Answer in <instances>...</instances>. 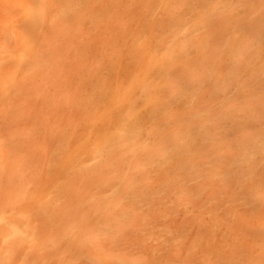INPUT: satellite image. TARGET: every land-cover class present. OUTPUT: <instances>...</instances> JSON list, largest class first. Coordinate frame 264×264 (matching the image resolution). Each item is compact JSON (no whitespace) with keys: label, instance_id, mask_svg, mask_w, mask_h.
<instances>
[{"label":"bare ground","instance_id":"6f19581e","mask_svg":"<svg viewBox=\"0 0 264 264\" xmlns=\"http://www.w3.org/2000/svg\"><path fill=\"white\" fill-rule=\"evenodd\" d=\"M136 1L0 0V264H194L214 247L262 263L231 222L264 201L263 182L245 189L264 164V0H156L167 36ZM176 109L173 148H147L143 122ZM205 181L236 192L199 206Z\"/></svg>","mask_w":264,"mask_h":264},{"label":"rangeland","instance_id":"374dc122","mask_svg":"<svg viewBox=\"0 0 264 264\" xmlns=\"http://www.w3.org/2000/svg\"><path fill=\"white\" fill-rule=\"evenodd\" d=\"M144 1H149V0H142L141 1V3H140V1H138V5H139V3H140V8L139 9H141V6L143 5L142 3L144 2ZM151 2H153L154 0H150ZM170 1V0H169ZM151 2L149 3V4H151ZM155 2H156V0L151 4V5H149L148 7V17H149V19H150V24L152 25H154V30L156 29V31H158L157 29L158 28H160V30H162L163 28H162V26H160L161 24H162V22L163 23H165V20H167V21H169L170 20V18H169V16L165 13V11H166V8L167 7H165L164 8V6L163 5H160L159 3H156L155 4ZM136 3V5H137V1L136 2H134V4ZM138 5L136 6V7H138ZM156 6V5H158V6H156V8L154 7V6ZM165 6H167V5H165ZM135 5L133 6V8H134V10H135ZM153 7V8H152ZM152 8V9H151ZM164 8V9H163ZM137 9V11H135L133 14V17H135V16H140V14H141V10H139L138 8H136ZM150 9V10H149ZM155 9V10H154ZM165 10V11H163V10ZM133 10V11H134ZM161 10L163 11V13L162 14H164V15H167L166 17H165V19H163L164 18V15L162 16V14L160 13L161 12ZM154 11H156V12H154ZM139 12V13H138ZM150 13V14H149ZM162 17H161V16ZM153 16V17H152ZM141 17V16H140ZM140 17H135V19L137 18L138 20L136 21V23H138L139 21L141 22V18ZM152 17V18H151ZM154 18V23H153V21H152V19ZM157 18H159V19H161L160 20V23H158V21H159V19H157ZM167 18V19H166ZM134 19V20H135ZM164 20V21H163ZM157 21V22H156ZM167 21H166V23H167ZM148 22H149V20H148ZM170 22V21H169ZM169 22L166 24V25H169ZM159 24V27H158V25H156L158 28H156L155 27V24ZM171 24V23H170ZM138 25V24H137ZM137 25H135V27L137 26ZM149 25V24H148ZM170 26V25H169ZM163 27H164V29L166 28H168L167 30H169V32L167 31V33H166V31H165V35L162 33V32H164V31H162L161 33H159V32H156V31H154L155 32V34L156 35H159L160 34V36H167V35H169V33H170V28L168 27V26H165V24H163ZM137 28V27H136ZM135 28V29H136ZM159 30V31H160ZM163 34V35H162ZM167 34V35H166ZM251 36V35H250ZM158 37V36H157ZM249 37V36H248ZM252 37V36H251ZM156 44V43H155ZM156 46V45H155ZM194 62V64H196V65H200L201 64V60H199V59H196V60H194L193 61ZM203 63V62H202ZM227 71V70H226ZM226 71H224V73H226ZM246 73H247V71H246ZM184 75V74H183ZM182 79L186 82L187 81V78H183L182 77ZM219 100L221 99V97L220 98H218ZM204 102V103H203ZM209 97H206V99L205 100H203V101H201V103H200V105H199V107H200V109H202V110H204V109H207L208 107H209ZM205 107H204V106ZM179 119H181V112H179L177 109L176 110H174V112H173V118H172V120H168L167 118H165V116L164 117H161V118H159V124H158V128H156V129H152L151 128V126H149V125H145L144 123L145 122H143V124L142 125H144V127L142 126V128H143V130H144V132H145V137H146V147L147 148H150V149H155V148H157L158 146H159V144H160V141H166V145L168 146V148H173V143H172V141H171V138H170V133L173 131V130H175L176 128H177V126L179 125ZM146 126H147V128H146ZM149 127V128H148ZM157 131V132H156ZM260 131H258L257 130V126H256V123H253V122H251V123H248V128H247V134L245 135V139L246 140H248V141H250L252 138H254L255 137V135H257L258 133H259ZM156 141V142H155ZM228 143H229V145H230V149H231V151L229 150V154L226 156V162H225V164L223 165V167H222V171L224 172V170H226V167L228 166H231V161H233V158H235V156H234V154H238L239 153V147H238V141H237V137L234 135V133H233V131L232 132H230L229 134H228ZM213 154V155H212ZM212 154H209L208 155V158H210V160H212L213 159V156H214V153H212ZM144 156V158L143 159H146V157L148 156H145V154H143ZM211 155H212V158H211ZM259 161V165L260 166H255L256 168H255V170H254V175H253V177L251 178V179H249L248 181H247V184H246V190H247V193L249 192V190H250V192L251 193H253V194H255L256 192L257 193H259L260 191L259 190H256V189H259V187L257 188V186H260L259 185V183L260 182H263V184H264V179H263V174H264V164H262L261 162H260V160H258ZM258 163V162H257ZM200 164V165H199ZM203 163L201 162V163H198V165L200 166V167H203L204 165H202ZM202 165V166H201ZM258 165V164H257ZM224 169V170H223ZM261 170H262V172H261ZM256 171V172H255ZM260 171V172H259ZM256 177V178H255ZM255 178V179H254ZM262 180V181H261ZM205 182H207V183H205ZM204 182V187H203V185H202V187H201V192H203V195H199L197 198H199L200 196V198H201V200L200 201H204V203L203 202H198V203H196V204H198L199 206L200 205H204V206H208V203H207V200L209 201V197H208V195L211 197V195L215 192V194L216 193H218V194H220L219 192H221V194L222 195H220L222 198H224V200H226L227 198H228V195L231 197V193H232V191H233V189H235L234 191H233V193H235L236 192V188L235 187H232V188H228V190H230L231 191V189H232V191L230 192H228V193H226L224 190L222 191L221 189H216L215 187H213L212 186V184L209 182L208 183V181H205ZM206 184V185H205ZM253 184H255L254 185V188H256L255 189V193L253 192V190H254V188L253 189H249V188H252V187H250L251 185L253 186ZM262 184V183H261ZM262 184V185H263ZM250 185V186H249ZM256 186V187H255ZM262 187H264V185L263 186H261V190H263L264 188H262ZM203 188V189H202ZM215 188V189H214ZM245 189H239V191L237 190V193L239 194V193H242L241 192V190H245ZM205 190V191H204ZM206 190L207 191H209L210 190V192H207L208 194H205L206 193ZM216 190V191H215ZM219 190V191H218ZM221 190V191H220ZM246 190L244 191V193L243 194H241V195H243V196H245L246 194H245V192H246ZM199 191H200V189H199ZM200 193V192H199ZM198 193V194H199ZM212 193V194H211ZM232 193V194H233ZM225 194H227V197H226V195ZM224 195H225V197H224ZM240 194H239V196H241ZM204 196H205V198H204ZM219 196V195H218ZM243 196H241V197H243ZM240 197V198H241ZM199 198V199H200ZM226 198V199H225ZM229 199V198H228ZM227 199V200H228ZM239 200V199H238ZM229 204H228V208H230L231 210L232 209H234V206H235V208H236V206H237V204L236 203H234V201H227ZM234 204V205H233ZM259 205V204H258ZM257 205V206H258ZM230 206H232V207H230ZM238 206H239V204H238ZM242 206V205H241ZM240 206V208H236V210H234L233 212H235L236 213V216H235V218H233V220H232V222H231V227L233 228V227H235V228H233V230L232 231H235L233 234L231 233V235L233 236V242H235V241H237V242H235L237 245H238V248L241 250V251H245V252H248V253H251V251H252V253L251 254H254V257H252L253 258V260L254 261H259V260H261L262 261V263L261 264H264V201L257 207L256 206V208H250V207H246V206H242L243 207V210H245L246 212H248V213H246L245 214V216H242V215H244V211H242V207ZM246 207V208H245ZM221 208V207H220ZM248 208V209H247ZM247 209V210H246ZM238 210H239V212H238ZM240 210H241V212H240ZM248 210H251V211H248ZM221 212L222 213H224L225 215V218H224V216H223V218L224 219H226L227 217H226V215L228 216V214L225 212V209H222L221 210ZM244 212V213H243ZM250 212V213H249ZM241 215V216H240ZM249 215V216H248ZM245 218H247V219H245ZM180 219H181V221H182V218L180 217ZM228 219V218H227ZM205 220H208L207 218L205 219ZM231 220V219H230ZM238 224V225H237ZM236 226H237V228H236ZM239 226V227H238ZM263 227V228H262ZM247 228V229H246ZM240 229V231H238ZM253 230V231H252ZM226 231V229L224 230V232ZM246 231V232H245ZM222 233L223 235L225 234V233ZM236 232H238L237 234H236ZM259 232V233H258ZM244 233V234H243ZM247 233V234H246ZM226 234H227V232H226ZM236 234V235H235ZM239 234V235H238ZM241 234V235H240ZM238 235V236H237ZM262 235V236H261ZM258 236V237H257ZM254 237V238H253ZM244 238H246V239H244ZM257 238H259V239H257ZM242 240H243V242H242ZM248 242H247V241ZM245 241V242H244ZM259 241V242H258ZM252 242V243H251ZM256 242V244L254 245V243ZM248 244V245H247ZM253 244V245H252ZM258 244H259V246L261 247H259L258 246ZM220 246H222V245H220ZM219 246V247H220ZM242 246V247H241ZM252 246V247H251ZM218 247V246H217ZM255 247V248H254ZM220 248H222V249H224L223 248V246L222 247H220ZM263 248V249H262ZM219 248H216V247H214V249H212L213 251H212V253L211 254H209L206 258H208L207 260H206V258H205V256L203 255V254H200V255H198V256H196V259H197V261H195L194 262V264H198L199 263V260H201L200 262H202L201 264H205V263H207V264H222L223 263V259H225L224 258V256H226V254H221V253H218L219 252V250H218ZM250 249V250H249ZM252 249H254V250H252ZM258 249V250H257ZM222 251V250H221ZM256 251H258V252H256ZM258 254V255H257ZM201 256H204V258L202 257V258H200ZM214 257V258H213ZM222 257V258H221ZM200 258V259H199ZM216 258H218V259H216ZM195 259V260H196ZM203 259H204V261L205 262H203ZM224 264V263H223Z\"/></svg>","mask_w":264,"mask_h":264}]
</instances>
